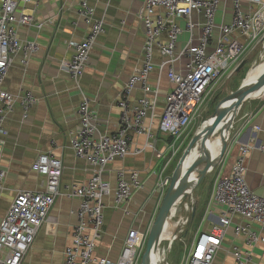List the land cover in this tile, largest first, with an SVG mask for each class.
<instances>
[{
	"label": "built area",
	"instance_id": "2783aa9c",
	"mask_svg": "<svg viewBox=\"0 0 264 264\" xmlns=\"http://www.w3.org/2000/svg\"><path fill=\"white\" fill-rule=\"evenodd\" d=\"M29 1L0 0V130H3L6 117L14 111L17 103L27 116L38 102L32 92L15 96L3 88L14 56L21 54V63L27 64L30 57L39 51L36 41L21 40L18 35L20 25L38 28L45 25L35 22L30 14H16L20 3ZM40 1L35 0L37 5ZM228 6L232 15L229 22L226 18ZM78 14L89 24V31L83 40L70 43L74 54L61 63V68L76 82L84 74L92 48L105 28L104 21L95 17L94 8L87 1L80 3ZM218 16H221L220 20ZM138 17L145 32L144 60L131 75L118 100L121 113L117 130L110 133L99 131L91 99L83 93L77 110L78 127L70 133L75 155L89 161L92 173L86 182L75 184L68 193L79 197L81 203L77 210L78 223L73 227L72 244L64 254V264H142L140 259L152 224L147 233L130 232L117 262L96 256L98 242L104 233V200L112 193L110 182L103 177L107 166L116 159L143 152L146 146L153 147L148 142L142 148L133 149L132 133L151 138L155 125L158 133L173 137L171 148L173 154H177L185 142L184 139L178 146V140L195 123L211 88L221 77L235 72L245 52L264 39V0H144ZM183 34H188V38L178 49ZM156 50L163 58L161 67H168L167 76L173 85L164 96V107L159 114L156 109L158 90L152 92L149 84ZM182 59H186L185 72L175 67ZM137 88L145 95L131 101L130 96ZM151 92L153 96H149ZM253 116L254 112L245 114L246 121ZM238 136L237 132L232 146L238 143ZM232 146L227 148L226 154L230 153ZM255 146L254 143L239 144L230 173L216 177L212 199L224 207L220 221L209 230L198 229L191 246L185 249L182 264H214L226 232L238 215L247 222L236 224L234 232L236 236L245 238L249 249L234 247L231 253L236 262L252 263L253 247L264 245V197L252 191L246 180L247 157ZM169 164L159 175L155 188L161 200L170 184V176H165ZM32 170L47 177L45 190L17 192L0 223V264H21L39 229L50 219V211L61 194L63 162L59 158L41 153L33 162ZM5 178L6 172L0 169V196ZM143 188L140 172L119 169L115 206L129 214L127 205L133 194ZM192 209L187 204L188 213ZM185 218L187 224L189 216ZM254 223L259 224V231L253 229Z\"/></svg>",
	"mask_w": 264,
	"mask_h": 264
},
{
	"label": "crops",
	"instance_id": "0c3cea01",
	"mask_svg": "<svg viewBox=\"0 0 264 264\" xmlns=\"http://www.w3.org/2000/svg\"><path fill=\"white\" fill-rule=\"evenodd\" d=\"M82 1H87L94 8L95 17L104 21L105 28L92 48L84 74L76 82L61 68V63L74 54L70 43L83 40L89 31V24L78 14ZM143 3L144 0H41L37 5L35 0H31L21 2L17 8L18 16L30 14L35 22L45 25L42 28L24 24L18 26L19 38L36 41L39 51L30 57L27 64L21 63V54L15 55L3 82V88L11 94L17 96L32 92L38 102L27 116L17 103L14 111L6 117L3 130H0V169L6 172L4 190L0 196V223L17 192L45 190L47 177L32 170V164L39 154L50 153L63 162L61 194L50 211V219L39 229L21 264H64V254L72 244L73 227L78 223L77 210L81 203L79 197L68 193L75 184L86 182L92 173L89 161L75 155L70 133L78 127L77 110L83 93L91 99V109L99 131L110 133L117 130L121 113L118 100L131 75L144 60L145 32L138 17ZM231 17L228 6L227 22ZM220 19L221 16H218ZM187 38L188 34L180 37L178 49L183 47ZM153 61L155 67L149 76V84L152 92L158 90L156 109L159 114L164 107V96L173 85L167 76L168 67H161L163 58L157 50ZM185 64L186 59H182L175 67L185 72ZM152 92L149 96L154 95ZM144 95L137 88L130 100L135 101ZM250 112H254V116L246 121L245 114ZM239 114L236 120L238 143L232 146L230 153L217 166L214 178L200 192L199 187L195 191V202L200 199L204 208L200 231L209 230L220 221L224 207L212 199L214 183L218 174L230 173L241 143L256 144L247 157L246 180L252 191L264 197V95L252 98ZM153 132L151 138L132 133L133 149L142 148L148 142L153 147L146 146L139 154L116 159L103 174L112 186V193L104 200V233L96 249L98 259L117 262L130 232L147 233L156 218L162 201L155 191L159 175L176 154L172 153L169 137L158 133L157 125L153 127ZM230 135L231 129L226 139ZM119 169L137 170L144 183V188L136 191L127 205L129 214L115 206ZM245 222L239 215L234 217L214 264H238L231 251L234 247L248 250L249 246L243 236L235 235L234 228L236 224ZM252 227L260 230L259 224L254 223ZM252 251L253 262L249 264H264V245L258 244Z\"/></svg>",
	"mask_w": 264,
	"mask_h": 264
},
{
	"label": "rangeland",
	"instance_id": "374dc122",
	"mask_svg": "<svg viewBox=\"0 0 264 264\" xmlns=\"http://www.w3.org/2000/svg\"><path fill=\"white\" fill-rule=\"evenodd\" d=\"M242 58H243L242 61L247 63L245 67L246 69L243 71V73L241 72L238 75L237 74L233 75L234 74L233 72L231 75L230 74L224 75L211 88V92L208 95V98L206 99V101L204 102L201 112L199 113L195 123L182 136V138L178 140L177 142L178 146L182 143L184 139H185V142L180 148V150L177 152V154L174 156V160L172 159L171 161L172 164L170 163V166H169L170 168L167 170V173L165 176L167 175L171 176L175 172L191 140L196 136L198 132H200L203 123L206 120L212 118L219 102L225 96L239 89L241 85L243 84V82H245L249 78V76L253 74V72L258 71V69H262L264 67V39L257 41L251 47L249 51L245 52ZM250 100L251 99L244 101L241 104V108L236 114V117L234 119V122L231 128V135L228 140V147L232 146V143H234V140L236 138L235 136L238 131L236 120L238 116L240 115L239 114L240 110L242 109V107H244V105L246 106ZM216 168L211 173L207 174L206 175L207 177L206 176L205 177L212 180L215 176V171L217 172ZM198 187L199 186H197L195 190L193 191L191 199L183 197L182 202L179 204V206H177L174 210L170 211L169 214L167 215V217L169 216L170 223H174L178 221L179 219H181V217L183 219V222L179 225L180 229L178 230V233H177V235H179L178 238L176 236L173 239H165L158 243L157 249L160 255L158 264H182L183 255L186 253L185 249L191 246V243L197 233V230L199 229V224H200L199 221L195 220L194 222H190L189 220V222L186 224V218H185L186 216H189V219H190V215L193 212V209H192L191 212L188 213L186 209H187V204H189L190 207L194 208V204H195L194 194ZM159 244H160V247H159ZM145 251H146V245L143 249L140 263L142 262Z\"/></svg>",
	"mask_w": 264,
	"mask_h": 264
},
{
	"label": "water",
	"instance_id": "95a60500",
	"mask_svg": "<svg viewBox=\"0 0 264 264\" xmlns=\"http://www.w3.org/2000/svg\"><path fill=\"white\" fill-rule=\"evenodd\" d=\"M245 62L242 61L239 66L236 68V71L241 70V68L244 66ZM264 79V74L260 76L254 86H251L249 88H244L242 85L239 89L235 90L234 92L230 93L229 95L225 96L217 105V108L215 110L213 118L212 126L208 128L206 131V135L202 136L201 132H198L196 136L191 140L188 148L186 149L184 155L182 156L178 167L176 168L175 172L170 176V184L167 188L165 196L162 198L161 205L159 207V210L157 212L156 218L151 226L147 242H146V251L144 253L142 264H147V259L149 257L151 248L156 243L158 233L160 231L161 226L163 225L168 213L171 211L172 207L177 203L179 199L182 197H186L191 199L193 191L195 188L201 183L203 178L211 173L223 160V158L226 155L227 148H228V142L225 140L221 155L219 158L215 160L209 159V157L205 154L204 148L201 149V152L205 155L206 158V164L203 168H194L191 167L185 172L182 176H180L179 170L180 167L185 160V158L188 156L189 152L197 145L198 141L201 140L203 144H205L207 138L212 133V131L215 129V127L225 118L227 115V110L223 106L224 103L228 101H232L235 104V107H233L231 111V120L232 123L234 122V119L236 117L237 112L241 108V104L252 98H259L264 95V92L257 94L258 86L262 80ZM239 107V108H238ZM192 172H197V178H196V184L195 188L192 190V192L187 193L186 192V179L188 175ZM193 215H194V209H193Z\"/></svg>",
	"mask_w": 264,
	"mask_h": 264
},
{
	"label": "bare ground",
	"instance_id": "6f19581e",
	"mask_svg": "<svg viewBox=\"0 0 264 264\" xmlns=\"http://www.w3.org/2000/svg\"><path fill=\"white\" fill-rule=\"evenodd\" d=\"M262 74H264V67L262 69H258V71L253 72V74H251L249 78L245 82H243L242 86L244 88H249L251 86H254L258 78L262 76ZM257 86H258L257 94L264 92V79ZM223 106L227 110V115L215 127V129L212 131V133L207 138L205 144H203L202 141L199 140L197 145H195L196 147L193 148V151L191 150L189 152L188 156L185 158V160L183 161L180 167V170H179L180 176H182L185 172H187V170L191 167L203 168L205 166L206 158H205V155L201 152L202 148H204L205 154L211 160L214 159L216 151H217L216 154H218V158L221 155L220 149L217 148L216 145L219 143H222L223 145L226 140L227 133L229 132L233 124L230 115H231V111L233 107H235V104L232 101H228L224 103ZM212 123H213V118H210L203 123L202 128L200 130V132L202 131L201 133L202 136L206 135V131L208 130L210 126H212ZM210 152L212 153L210 154ZM196 178H197V172H192L188 175L186 179V188H185L187 193L192 192V190L195 188ZM182 198L177 201V203L172 207L171 211L174 210L177 206H179V204L182 202ZM182 222H183V219L181 218L174 223H170L169 216L166 217L158 233L156 243L151 248L149 257L147 259V264H158V260L160 258V255L157 249L158 243L162 240L173 239L174 237H176L178 230L180 229L179 225Z\"/></svg>",
	"mask_w": 264,
	"mask_h": 264
},
{
	"label": "trees",
	"instance_id": "16d2710c",
	"mask_svg": "<svg viewBox=\"0 0 264 264\" xmlns=\"http://www.w3.org/2000/svg\"><path fill=\"white\" fill-rule=\"evenodd\" d=\"M246 65H247V63L244 64V66L241 68V70H239V71H235L233 75H236V74L238 75V74L241 73V72L243 73V71L246 69V68H245ZM168 137H169V138H168L169 142H172V141H173V137H171V136H168ZM206 177H207V176H206ZM206 177H204L203 180L201 181V183L198 185V186H199V192H200V190H201L203 187L206 186L207 182L210 180V179H208V178H206ZM211 184H212V183H211ZM211 184H210V185H211ZM199 192L197 193V195L199 194ZM203 213H204V208H203V206H202V204H201V202H200V199H199V200H197V202H195V204H194V215H193V212H192L191 215H190V222H194L195 220L201 222V218H202V216H203Z\"/></svg>",
	"mask_w": 264,
	"mask_h": 264
},
{
	"label": "flooded vegetation",
	"instance_id": "af4514ba",
	"mask_svg": "<svg viewBox=\"0 0 264 264\" xmlns=\"http://www.w3.org/2000/svg\"><path fill=\"white\" fill-rule=\"evenodd\" d=\"M226 141L228 142V139H226ZM216 146L220 149V153H221V150H222V147H223L222 143H219ZM216 153H217V151H216ZM216 153H215V156L214 157L218 156V154H216Z\"/></svg>",
	"mask_w": 264,
	"mask_h": 264
}]
</instances>
